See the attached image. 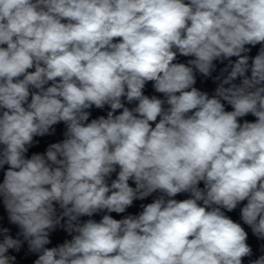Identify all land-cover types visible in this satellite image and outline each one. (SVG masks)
I'll return each mask as SVG.
<instances>
[{"label":"clouds","instance_id":"clouds-1","mask_svg":"<svg viewBox=\"0 0 264 264\" xmlns=\"http://www.w3.org/2000/svg\"><path fill=\"white\" fill-rule=\"evenodd\" d=\"M61 122L62 141L26 156ZM0 170L19 228H0V264L24 242L33 264H242L247 232L226 212L247 201L264 239V0H0ZM58 227L71 239L46 247Z\"/></svg>","mask_w":264,"mask_h":264}]
</instances>
